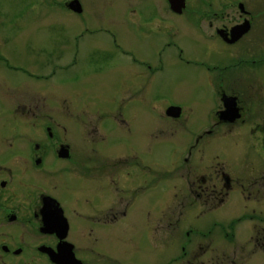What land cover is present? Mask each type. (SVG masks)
<instances>
[{
	"label": "flooded vegetation",
	"instance_id": "1",
	"mask_svg": "<svg viewBox=\"0 0 264 264\" xmlns=\"http://www.w3.org/2000/svg\"><path fill=\"white\" fill-rule=\"evenodd\" d=\"M155 3L150 23L170 40L156 52L157 61L163 63L165 52L171 59L177 57L178 66L172 64V69L178 72L186 96L183 106L168 107H178L175 117L164 115L184 131L200 130L184 134L181 157L173 167L177 176H163L165 190L173 184L170 207L182 211L180 216L196 212L198 218L237 196L249 214L232 221L229 228L233 232V224L249 221L253 229L249 255L264 253V216L260 215L264 211V0H194L193 5L184 0L179 13L170 9L168 0ZM169 16L180 24L170 22ZM177 27L183 29L180 42L173 40ZM191 41H197V47ZM0 62V228L8 232L16 228L0 234V264H155L154 243L160 240L169 248L176 240L170 238L181 235L179 222L171 224L164 210L155 226L147 211L143 237L124 241L117 231L139 206V199L153 193L156 180L152 162L133 145L130 152L122 151L118 131H129L128 111L102 108L89 115L98 127L77 123L73 132L69 122L68 129L66 121L59 122L54 107L46 105L53 94L39 89L43 81L53 82V73L48 78L38 70L18 69L9 60ZM133 63L146 68V72L134 69L135 77L153 74L148 61ZM13 72L21 76L16 78ZM25 84L29 89H20ZM123 93H131L130 88L126 86ZM63 114L74 119L66 108ZM75 133L82 150L71 142ZM235 136L246 141L255 155L250 162L243 155L244 173L233 171L229 159L220 154L212 155L209 162L206 159L213 141L224 143ZM64 174L71 181L75 178L73 184L80 187L77 194L66 187L64 195H57ZM27 190H31L28 202L24 201ZM75 204L80 207L74 209ZM74 223L84 225L74 230ZM21 226H32L34 234H16ZM189 227L182 237L200 234ZM232 232L226 237L233 239ZM210 247L198 243L190 258L201 259Z\"/></svg>",
	"mask_w": 264,
	"mask_h": 264
},
{
	"label": "rangeland",
	"instance_id": "2",
	"mask_svg": "<svg viewBox=\"0 0 264 264\" xmlns=\"http://www.w3.org/2000/svg\"><path fill=\"white\" fill-rule=\"evenodd\" d=\"M66 1L69 0H0V60H9L18 69L38 70L41 75L47 73L48 78L53 73V82L43 81L39 89L53 94L48 96L46 105L53 106L59 122L65 124L66 121L68 129L69 122L73 132L78 129L77 123H91L98 127L95 117L89 115L102 108L117 106L128 111L129 131H118L122 151L130 152L129 147L133 145L132 148L140 156L152 162L156 180L153 193L139 199V206L121 222L118 235L124 241L143 237L147 211L149 219L157 226V218L165 210L171 224L179 222L181 235L170 238L176 240L168 244L169 248H165L160 240L154 243L155 264L168 259L170 264H212L216 258L217 264H264V253L249 255L251 244L248 239L253 234L250 222L242 220L233 224V232L229 228L232 221L249 214L237 196L224 207L206 212L198 218H195L196 212H184L180 216L182 211H172L174 207H170L173 184L166 185L169 191L165 190L162 186L163 176H177L174 173L177 170L173 167H177L176 163H179L184 134L191 136L190 134L200 130L184 131L164 115L169 106H183L186 96L185 91H182L183 83L179 80L178 72L172 69V64L178 66L177 57L171 59L165 52L161 57L163 63L157 61L156 52L170 40H165L164 35L157 33L155 25L150 23L156 0H78L83 10L81 14L69 11L68 6L65 7ZM190 2L191 5L194 4V0ZM192 9L193 7H189L188 10ZM169 17L170 22H174L176 26L180 24L176 17ZM176 31L178 35H174L173 40L180 42L179 35L183 29L177 27ZM191 43L193 47H197V41ZM133 61L136 65L141 61H148L153 74L149 77H135L132 73L134 69L136 72H146V68L134 66ZM73 62L75 64L71 69L65 68ZM11 75L16 78L21 76L14 72ZM126 86L131 93H123ZM29 87L30 85L25 84L20 89L28 90ZM42 102L45 104L44 99ZM65 108L74 114L73 120L64 116ZM70 137L73 145L82 150L83 144L77 133ZM216 154L227 157L231 169L240 173L245 171L241 166L243 155L249 162L255 159L252 148L246 141H238L237 136L224 143L213 141L206 151L208 162ZM74 180L75 178L71 181L64 174L62 184H57V195H64L66 187L77 194L80 187L73 184ZM51 185L50 183L45 187L49 188ZM40 186H44V181L40 182ZM34 189L37 188L34 186ZM27 191L28 195L24 198L26 202L31 198V190ZM146 201L148 204L142 207L141 204ZM79 204L83 205L82 198ZM77 207L80 206L75 204L74 209ZM260 215L264 216V211ZM214 222L218 225H213ZM82 225L84 224L74 223L73 229ZM189 226L197 228L200 234L191 233L189 238L184 235L182 237L184 231L191 229ZM15 229H8V232L0 228V234H9L10 230ZM32 229V226H21L16 234L32 235ZM197 229L195 230L198 231ZM230 232L233 235L231 241L226 237ZM182 239H186L187 244ZM198 243L202 246L209 244L211 247L201 259H191L190 252L197 250ZM135 255L141 257L140 253Z\"/></svg>",
	"mask_w": 264,
	"mask_h": 264
},
{
	"label": "water",
	"instance_id": "3",
	"mask_svg": "<svg viewBox=\"0 0 264 264\" xmlns=\"http://www.w3.org/2000/svg\"><path fill=\"white\" fill-rule=\"evenodd\" d=\"M168 2L170 9L176 13L181 12L185 7L184 0H168ZM67 6L74 13H80L82 11L81 4L78 0H72ZM176 111H178L177 107H170L166 110V115L175 117L177 115Z\"/></svg>",
	"mask_w": 264,
	"mask_h": 264
},
{
	"label": "trees",
	"instance_id": "4",
	"mask_svg": "<svg viewBox=\"0 0 264 264\" xmlns=\"http://www.w3.org/2000/svg\"><path fill=\"white\" fill-rule=\"evenodd\" d=\"M229 239L232 240V238L230 236H229ZM212 264H216V262L214 261V263H212Z\"/></svg>",
	"mask_w": 264,
	"mask_h": 264
}]
</instances>
